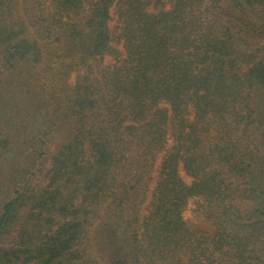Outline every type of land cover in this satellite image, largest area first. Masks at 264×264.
<instances>
[{
    "label": "trees",
    "instance_id": "1",
    "mask_svg": "<svg viewBox=\"0 0 264 264\" xmlns=\"http://www.w3.org/2000/svg\"><path fill=\"white\" fill-rule=\"evenodd\" d=\"M149 1L0 0V264H264V0Z\"/></svg>",
    "mask_w": 264,
    "mask_h": 264
},
{
    "label": "rangeland",
    "instance_id": "2",
    "mask_svg": "<svg viewBox=\"0 0 264 264\" xmlns=\"http://www.w3.org/2000/svg\"><path fill=\"white\" fill-rule=\"evenodd\" d=\"M175 0H150L149 1V6L151 7V10L153 11H159L165 8L172 7L174 4ZM112 26L114 31H117V26L118 22L116 19L112 21ZM113 57H108L107 61H111ZM75 76V75H74ZM75 78V77H73ZM74 80V79H73ZM193 116V115H192ZM172 144V142H171ZM185 175V172H183ZM186 176V175H185ZM186 179L190 181V177L186 176ZM185 217L188 220V223L190 226L195 227L197 226L201 220V211H200V206L199 202H197V199H191L187 209L185 210Z\"/></svg>",
    "mask_w": 264,
    "mask_h": 264
}]
</instances>
